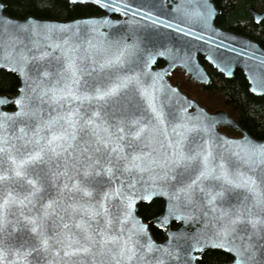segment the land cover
<instances>
[{"label":"snow or ice","instance_id":"obj_1","mask_svg":"<svg viewBox=\"0 0 264 264\" xmlns=\"http://www.w3.org/2000/svg\"><path fill=\"white\" fill-rule=\"evenodd\" d=\"M67 3L106 15L17 19L0 3V73L12 77L0 87L15 90L0 96L15 105L0 111V264H196L206 249L231 254L229 264H264V139L217 131L214 116L166 82L175 63L153 69L167 50L132 29L101 31L107 13L150 12L131 0ZM214 14L211 0L185 13L204 28ZM251 83L264 93V72ZM157 200L159 214H147Z\"/></svg>","mask_w":264,"mask_h":264},{"label":"water","instance_id":"obj_2","mask_svg":"<svg viewBox=\"0 0 264 264\" xmlns=\"http://www.w3.org/2000/svg\"><path fill=\"white\" fill-rule=\"evenodd\" d=\"M131 2L133 4V10L139 8L145 13L150 12L152 14V18L145 20L139 15L132 17L131 13L128 17H125L120 13H107L109 19L112 21V25L110 27L105 26L101 29V31L106 33L110 32L115 35L118 33L123 34L124 32L132 29L135 30L136 35L142 41V44L147 45L149 48H155L159 51L167 50L166 56L157 58V62L153 66L154 70L157 68H168L169 63L173 62L176 67L172 69L171 73L177 68L181 69L184 71V74L187 75L188 79L200 84L203 87H208L211 85V78L203 65L199 62L198 58L202 57L208 65H210L217 73L221 74L226 79L231 78L235 71H240L247 81L248 91L254 96L264 97V93L258 94L250 91L251 87H253L251 77L256 76L260 72H264V68H261L259 60L255 58H264V49L258 43L247 37L237 35L231 31H224L216 27L214 24V17L218 13V9L215 7L213 0H211V3L214 7L215 14L212 17L211 26L208 28H204L202 25L197 23L194 16L189 19L185 15L186 12L193 13L196 11L199 0H131ZM0 3L3 2L0 0ZM95 7L101 11L100 15L70 20L37 19L39 21L73 24L87 18L106 15L105 10L97 6ZM250 10H252L253 18L257 22L258 18L264 17V0L262 11L257 12L254 11L255 9L253 8ZM4 15L9 16L5 12ZM157 17L173 25H179L183 28V31L177 32L174 27L165 28L162 25H153L152 19ZM130 20L131 23L129 22ZM260 21H264V18L259 19V22ZM186 32L190 34L186 35ZM197 36H201L202 39H197ZM245 49L247 50L246 55L238 54L243 52ZM253 53L255 54L254 57ZM250 57L253 58L250 59ZM161 61L162 65L158 66L157 63ZM197 74H199V78ZM168 76L165 77L168 84L175 86L177 82L179 83V81H175V83L172 84L168 80ZM179 91L185 94L180 90V88ZM14 95L15 93L0 94V96ZM185 95L189 99L197 102L210 116H214L216 118L219 122L217 124V131L225 133L221 131L219 127H228L239 132V136L241 135L240 129L243 127L234 117L230 116L227 111L217 109L211 112L202 106L196 99L189 97L187 94ZM0 111H15V105L12 103L0 105ZM189 111H191V109H189ZM257 140L259 141L261 139ZM171 227L172 229H176L180 227V224L179 222H173ZM157 230L163 232L164 238L162 240H156L153 237V239L158 243H162L167 238L166 234L164 230ZM208 250L221 251L232 259L231 254L226 253L221 249H206L205 251ZM230 260L225 264H229ZM198 261L196 264H198Z\"/></svg>","mask_w":264,"mask_h":264},{"label":"trees","instance_id":"obj_3","mask_svg":"<svg viewBox=\"0 0 264 264\" xmlns=\"http://www.w3.org/2000/svg\"><path fill=\"white\" fill-rule=\"evenodd\" d=\"M6 5L5 13L10 17L23 19L26 15H32L39 19H57V20H70L75 18H82L88 16L98 15L99 9L90 4L71 5L64 0H29L27 5H22L20 0H1ZM215 7L220 10L218 22L236 30L240 33L247 34L264 49V24H255L248 13L249 8H260L262 0H213ZM22 10V11H21ZM232 10V14L225 17V12ZM243 16L244 27H233V19ZM234 16V18H232ZM201 64L207 70L211 78V85L202 88L196 83L194 86L201 89V91L214 98L221 97V101L227 110V113L234 117L238 123L251 133L256 139H264V97L254 96L248 91V84L240 71H235L233 76L229 79L222 77L219 73L208 66L202 58H199ZM157 65H161L158 62ZM181 72V71H180ZM3 79L11 81L10 75L4 76L0 73ZM18 83V81H14ZM183 83V82H182ZM180 89L183 92L189 93L194 97V94L199 92L194 88L186 87L180 84ZM15 90H5L0 87V94H14ZM200 104L203 103L198 100ZM208 110H213L214 106L210 105L209 101H203ZM221 130L231 134H238L236 131L227 127H220ZM161 210V201L157 200L153 206L148 209L147 214L158 215ZM145 214V213H141ZM153 237L156 240L164 238L163 232L153 229ZM231 258L217 250H208L200 257L198 264H225Z\"/></svg>","mask_w":264,"mask_h":264},{"label":"flooded vegetation","instance_id":"obj_4","mask_svg":"<svg viewBox=\"0 0 264 264\" xmlns=\"http://www.w3.org/2000/svg\"><path fill=\"white\" fill-rule=\"evenodd\" d=\"M251 8H249V10H248V13H249V15L251 16V19H252V21L255 23V24H259V23H263L264 24V21H260L259 23H257L255 20H254V18H253V14H252V10H250ZM254 9V8H253ZM262 9H263V0H262V4H261V7L260 8H255V10L254 11H257V12H260V11H262ZM218 11V13L215 15V17H214V24H215V26L216 27H218V28H220V29H222V30H224V31H231V32H234V33H236L237 35H241V36H244V37H247V38H249L250 40H252V41H254V42H256L255 40H253L252 39V37L251 36H249V35H247V34H242V33H240V32H238V31H236V30H233L232 28H230V27H228V26H226L225 24H221V23H219L218 22V17H219V15L221 14V12H220V10H217ZM99 14L98 15H100L101 14V11L99 10ZM230 12H232V10H228V11H226L225 12V17H227L228 18V14H232V13H230ZM232 18H234V16L232 17ZM233 24H234V26L233 27H239V26H241V27H244V18H243V16H239L238 15V17H237V19H233ZM256 43H258V42H256ZM199 58H202V57H199ZM198 58V59H199ZM203 59V58H202ZM204 61V60H203ZM199 62H200V60H199ZM205 62V61H204ZM201 63V62H200ZM206 63V62H205ZM207 64V63H206ZM161 65H162V61H161ZM208 65V64H207ZM160 66V65H159ZM208 66H210V65H208ZM204 67V66H203ZM211 67V66H210ZM212 68V67H211ZM213 69V68H212ZM206 70V69H205ZM214 70V69H213ZM175 71H181V72H183V74H184V71L183 70H181V69H175L169 76H168V80L173 84V83H175V78H174V72ZM207 71V70H206ZM208 73V72H207ZM185 75V74H184ZM208 75H209V73H208ZM221 75V74H220ZM186 76V78H187V75H185ZM210 76V75H209ZM222 76V75H221ZM223 77V76H222ZM189 81H191V82H194V81H192V80H190V79H188ZM194 83H196V82H194ZM197 85H199V86H201L200 84H198V83H196ZM202 88H206V87H203V86H201ZM180 88V87H179ZM181 90V89H180ZM182 91V90H181ZM238 133V135L237 136H239V132H237Z\"/></svg>","mask_w":264,"mask_h":264},{"label":"rangeland","instance_id":"obj_5","mask_svg":"<svg viewBox=\"0 0 264 264\" xmlns=\"http://www.w3.org/2000/svg\"><path fill=\"white\" fill-rule=\"evenodd\" d=\"M173 76H174L176 81H179V87H180V84H184V85H186V87L188 86V87L194 88L197 91H199V92L194 94V97L190 96L189 93H187V92H186V94L188 96L196 99L197 101L200 100L203 103V105L201 104L202 106H204V107L207 106L203 101H209L210 105L214 106V109L211 111H215L217 109H223V110L227 111L226 108L224 107L222 101L220 100L221 97L214 98L212 96H209L208 94L203 93L200 88L194 86L195 84H193L191 81L188 80V78H186V76L183 74V72L175 71ZM237 135L238 134H231V136H237Z\"/></svg>","mask_w":264,"mask_h":264}]
</instances>
